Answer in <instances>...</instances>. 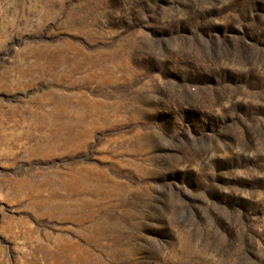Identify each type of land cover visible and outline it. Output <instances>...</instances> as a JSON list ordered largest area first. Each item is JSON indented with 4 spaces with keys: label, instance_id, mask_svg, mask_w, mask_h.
Listing matches in <instances>:
<instances>
[{
    "label": "rangeland",
    "instance_id": "obj_1",
    "mask_svg": "<svg viewBox=\"0 0 264 264\" xmlns=\"http://www.w3.org/2000/svg\"><path fill=\"white\" fill-rule=\"evenodd\" d=\"M0 264H264V0H0Z\"/></svg>",
    "mask_w": 264,
    "mask_h": 264
}]
</instances>
